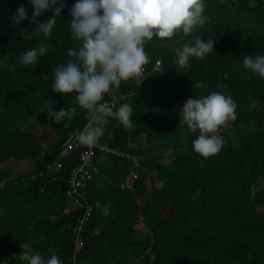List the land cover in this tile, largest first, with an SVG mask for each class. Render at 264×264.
Listing matches in <instances>:
<instances>
[{
    "label": "trees",
    "instance_id": "obj_1",
    "mask_svg": "<svg viewBox=\"0 0 264 264\" xmlns=\"http://www.w3.org/2000/svg\"><path fill=\"white\" fill-rule=\"evenodd\" d=\"M63 2L45 37L28 21L12 23L21 6L32 17L29 0H0V264H28L36 253L45 260L57 255L62 264H264V79L242 62L264 56V0H204L210 22L145 42L143 82L122 81L101 101L112 111L130 104L134 127L109 117L95 144L128 153L138 165L97 153V172L83 187L86 203L69 194L80 150L54 170L56 152L89 124L71 95L51 89L53 69L67 64V49L81 46L70 32L77 0ZM52 15L45 12L38 23ZM196 37L213 38L214 52L190 57L180 69L175 49ZM42 43L49 50L39 63L22 65L20 57ZM213 92L233 99L237 118L207 133L224 143L205 158L192 149L200 131L179 127L180 107ZM72 107L78 111L71 120L48 123L50 108ZM86 205L91 216L75 251L74 228Z\"/></svg>",
    "mask_w": 264,
    "mask_h": 264
},
{
    "label": "clouds",
    "instance_id": "obj_2",
    "mask_svg": "<svg viewBox=\"0 0 264 264\" xmlns=\"http://www.w3.org/2000/svg\"><path fill=\"white\" fill-rule=\"evenodd\" d=\"M29 3L33 6L32 17L29 18L27 9L21 6L12 17V23L18 26L28 21L48 37L55 27L56 17L61 16L65 7L63 0H29ZM205 7L204 0H77L72 5L69 9L71 38L80 41L81 46L78 50L67 49L70 58L67 64L53 69L51 89L57 94L71 95L72 102L86 110L89 124L82 131L74 130L80 144L95 145L107 132L106 125L111 122L109 117L118 120L126 129L134 127L130 120L132 106L124 103L112 111L101 103L104 94L112 87L118 88L122 81L142 75L143 66L149 63L146 41L153 37L168 40L181 30L188 35L197 26L210 22L211 17L202 15ZM47 11H52L53 15L38 23V18ZM214 44L213 38L205 42L196 37L182 49H175V63L184 69L189 66L190 57L206 59L208 53L214 52ZM48 50V45L42 43L24 53L20 63L25 66L38 64ZM242 62L246 70L264 79V56L245 55ZM142 82L137 81L139 85ZM78 108H61L59 111L50 108L48 123L71 120ZM180 108L179 127L187 125L192 131L198 129L201 133L192 141L193 151L205 158L217 154L224 143L223 137L207 133H217L227 121L237 118L233 99L213 92L200 99L189 98ZM95 206L100 209V202L97 201ZM108 214L109 207L104 206L103 215ZM28 264H62V261L57 255L45 260L36 253L29 256Z\"/></svg>",
    "mask_w": 264,
    "mask_h": 264
},
{
    "label": "built area",
    "instance_id": "obj_3",
    "mask_svg": "<svg viewBox=\"0 0 264 264\" xmlns=\"http://www.w3.org/2000/svg\"><path fill=\"white\" fill-rule=\"evenodd\" d=\"M161 67L160 61H156L154 65V70H159ZM144 70V69H143ZM143 75L140 77H135L138 81H143ZM139 85V83H138ZM113 101H115L117 98L115 96H112ZM80 150L79 152V161L76 165V167L73 169L71 176L68 180V184L71 187V191L69 192L70 195H75L76 198L79 200L85 201L84 191L83 187L85 183H88L95 172H97V167L94 165V159L97 153H100L101 156H104L106 154H115L121 158H127L131 160V163L134 165H138V159L136 157H131L128 153L120 152L117 149H111L105 146H86L80 144L75 136L67 141V143L59 149V151L56 154V159L54 162V170L57 171L60 169L63 161L70 157L71 154L76 151ZM136 176H132V178H135ZM92 207L90 205H86L84 214L81 216L79 221L77 222V225L74 228V245H75V251H78L83 245L84 240L82 238V233L84 232V227L86 226V223L90 219L91 216Z\"/></svg>",
    "mask_w": 264,
    "mask_h": 264
},
{
    "label": "rangeland",
    "instance_id": "obj_4",
    "mask_svg": "<svg viewBox=\"0 0 264 264\" xmlns=\"http://www.w3.org/2000/svg\"><path fill=\"white\" fill-rule=\"evenodd\" d=\"M52 170H53V169L50 167V168H49V172H52ZM263 186H264V182H259V187H263ZM74 207H75V204H74V202L70 199V201L68 202V208L73 210Z\"/></svg>",
    "mask_w": 264,
    "mask_h": 264
},
{
    "label": "water",
    "instance_id": "obj_5",
    "mask_svg": "<svg viewBox=\"0 0 264 264\" xmlns=\"http://www.w3.org/2000/svg\"><path fill=\"white\" fill-rule=\"evenodd\" d=\"M74 136H75V134L72 135V136L70 137V139L73 138ZM70 139H69V140H70ZM56 153H57V152H56ZM45 169H46V165H44V170H45Z\"/></svg>",
    "mask_w": 264,
    "mask_h": 264
}]
</instances>
